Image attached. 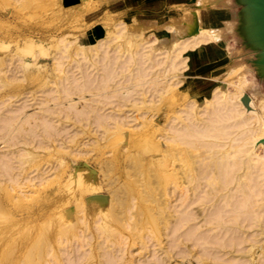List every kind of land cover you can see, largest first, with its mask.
I'll return each instance as SVG.
<instances>
[{
  "label": "rangeland",
  "instance_id": "374dc122",
  "mask_svg": "<svg viewBox=\"0 0 264 264\" xmlns=\"http://www.w3.org/2000/svg\"><path fill=\"white\" fill-rule=\"evenodd\" d=\"M232 6L239 8L221 0H0V112L3 119H12L9 126L0 121V159L6 158L4 164L11 161V167L0 168V264H260L264 260V233L250 228L251 220L244 219L246 208H239L242 222L238 217L231 220L238 213L228 216V208L239 212L238 201L226 204L228 208L220 198L208 201L207 184L196 178L201 160L215 154L179 144L170 131L182 125L195 128L214 93L226 98L240 73L249 75V81L252 76L257 80L255 71L244 67L251 52L237 56L242 44L231 31L223 30ZM197 28H221L225 38L214 36L212 49L189 43L178 50L186 45L184 40L195 37ZM102 50L109 64L102 58L98 61ZM112 55L116 60L110 59L121 64L118 70L119 64L109 59ZM173 55L178 56L174 65L182 61L174 68ZM147 57L160 59L159 65L151 70L150 61L155 60ZM102 64L108 76L105 72L101 77ZM138 70L139 77L131 80ZM99 77L112 79L90 89L96 79L101 82ZM62 79L67 87L71 81L73 87L85 89L75 86L78 93L66 97ZM235 98L241 116L255 119L250 127L263 129L246 146L249 153L262 156V110L246 88ZM91 110L111 123L100 118L94 123L99 116L95 113V121ZM183 112L194 115L186 121L197 120V125L186 123ZM28 140L32 145L25 143ZM218 208L228 212V218ZM217 213L220 219L230 218V223L240 221L245 233H235L234 238L242 237L235 238L243 239L242 245L228 232L235 224L227 220L231 226L225 232L212 224ZM181 218L187 221L180 222ZM246 232L249 238L244 237ZM254 237L260 239L256 244L250 242ZM230 238L234 243H226ZM239 248L246 251L241 258Z\"/></svg>",
  "mask_w": 264,
  "mask_h": 264
},
{
  "label": "bare ground",
  "instance_id": "6f19581e",
  "mask_svg": "<svg viewBox=\"0 0 264 264\" xmlns=\"http://www.w3.org/2000/svg\"><path fill=\"white\" fill-rule=\"evenodd\" d=\"M224 4H226L227 6H230L231 7V5H238L236 2H235V0H221ZM239 6V5H238ZM232 7H234V6H232ZM237 7V6H236ZM236 7H234L235 9H228V14L230 13V16H231V18L229 17V19H227V21H225V24H224V29L223 30H227V31H231V33H232V35L234 36V38L240 43V44H242V46H243V51L242 52H236L235 51V53L237 54V56H244V54L246 53V52H251V54L247 57V61H248V64H246V62H245V65H244V67L245 68H247V70L248 69H252V70H254L255 71V74H256V76H257V80H256V78H255V76L253 77L252 76V80H250L249 81V79L251 78V77H249V75H248V77H246V73H242V76L239 74V79L241 78V77H243V79H236L238 82H233V83H231V87L233 86V91H230L229 92V94H228V96L226 97V98H222L221 96H219V95H217V93H214V95L212 96V100L210 101V103H209V107L208 108H206L205 110H204V112L202 113L203 115H204V117L201 119V120H199L200 121V123L197 125V120H195L197 123H195V121L193 120V121H188V120H190L189 119V117H188V115L186 114V116L184 115L185 114V112H183V116H185V117H187V118H182L183 120H185V122L186 123H188V122H194V125L196 126L195 128H193L194 126H192V127H190L188 124H186L187 125V129H182V127L184 128L185 126H183L182 125V127H181V125H180V127L181 128H179V127H177V128H179L180 130L182 129L183 131H180L179 129H178V134H177V128H176V131H174V130H172V129H170L169 127H171V126H169L168 128L170 129V131H173V133H172V136L174 135V140H176L179 144H182V145H186V146H188L189 148H199V149H202V150H205V151H207L209 154H215V156L216 157H214L213 159H208L207 157H205V158H203L202 160H201V164H200V168L197 170V172H196V178L199 180V182H205L206 184H207V188L206 189H208V191H207V193L208 194H206L205 192V194L207 195H205V194H203L202 196H201V198L203 199V200H205V196H206V198L208 199L209 197H211V198H209L208 199V201L209 200H211L213 197L215 198V197H217V198H220L219 200H222V201H220V203L221 202H223V201H225V203L223 202V204L225 205V207L227 206L226 204H228L229 205V207L232 205V204H234V203H236V201H238V203H236V204H238V206H240V207H238L237 208V206H236V208L237 209H235V207H234V209L235 210H239V208L240 209H244L245 210V208H246V211H245V217L246 218H244V213L241 211V210H239V212H232V211H230V209H232L233 210V207H230V208H228V207H226V208H228V209H226L225 207H224V205H222L223 206V208H224V210L226 209V210H228V212H229V214L231 213L232 215H233V213H235V214H240V215H235V216H233L232 218H231V220H233L234 219V217L236 218V217H238V219L241 221V220H243V218L244 219H248L249 221H250V223H251V225L250 224H248L249 226H250V228L251 227H254V228H256V229H258L259 228V232H257V230H256V232H257V234L259 235V234H261V233H264V166H263V164L264 163H262L263 162V160H264V154H262V156L261 155H255V154H252V153H249V148H246V146L248 145V144H250V142L252 141V138H253V136L256 134L257 135V133L256 132H258V134H260L261 133V131L263 132V129L260 131L258 128V130H256V128H255V130H254V128L252 129L250 126L251 125H253L252 123H253V121L255 120L252 116H249V117H242L241 116V110H240V102H237V100H236V96L237 95H239V93L241 92V91H243V89H247L248 91H249V93L251 94V96L253 97V98H255V100H256V104H257V107L259 108V109H261L262 110V116L264 115V78L261 76V72H260V69H259V67L258 66H256L254 63H253V61L256 59V51L255 50H253V48L251 47V46H249L248 44H246V42H245V39H244V37L242 36V34H241V32H240V24H241V19H242V13H241V8L239 7L238 9L236 8ZM224 13V12H223ZM226 14H227V11H226ZM226 19V18H225ZM224 19V20H225ZM220 29L221 28H218L217 30H213V31H207V30H205V29H198L197 28V31H196V35H195V37L194 38H189V39H192L191 41H189V39H187L188 41L186 42L185 40L182 42V44L184 45V43L187 45V47H186V45H184V46H182V47H179L178 48V50H182V49H184V47L185 48H188V44L190 43V44H193V45H191V46H197V45H203V47L205 48V49H209V48H211V47H213L212 46V44H214V42H216L215 41V37L217 38V39H220V37L222 38V40H223V38H225V36H224V34L222 35V32L220 31ZM229 36H230V34H228ZM215 36V37H214ZM220 36V37H219ZM229 39V38H228ZM230 41V40H229ZM234 41V40H233ZM181 43H179V46H181L182 45ZM231 44V43H230ZM229 45V44H228ZM227 45V46H228ZM215 46V45H214ZM218 46V45H217ZM224 47H226V45L224 46ZM214 48V47H213ZM212 49V48H211ZM105 50V49H104ZM142 50V49H141ZM185 50V49H184ZM183 50V51H184ZM215 50V49H214ZM106 51V50H105ZM104 51V52H105ZM177 51V50H176ZM175 51V54L177 55L179 52H182V51H178V52H176ZM218 50L216 49V52H217ZM223 51V50H222ZM240 51V50H239ZM102 52H103V50H102ZM104 52L101 54V57L98 59V61L100 62V60H102V59H105L106 57L104 56ZM141 52H143V51H141ZM199 52V51H198ZM203 52V51H202ZM213 52V51H212ZM215 52V53H216ZM218 53V52H217ZM229 53V52H228ZM141 54V53H140ZM208 54V53H207ZM248 54V53H247ZM103 55V56H102ZM144 56V55H143ZM102 57H105V58H102ZM109 57V56H108ZM113 57V60H116L115 58V55H112L111 57H109V59L110 58H112ZM174 59H173V62H172V60H171V62L172 63H170V62H168V64L170 63V65L172 64V67L173 66H176L177 65V63H180V62H182V61H179V62H176V64L174 65V60H176L175 59V57H178V56H175L174 57V55L172 56ZM172 57L170 58V59H172ZM229 57V56H228ZM227 57V58H228ZM102 58V59H101ZM148 58V57H147ZM230 58V57H229ZM108 59V58H107ZM127 59V58H126ZM125 59V60H126ZM140 59V58H139ZM148 59H153V57H149ZM111 60V59H110ZM153 60H155V59H153ZM160 61V59H157V60H155V61H150V62H153V64H151L150 63V66L151 67H153L152 69H151V67L149 66V68L151 69V70H153L156 66H158L159 65V61ZM103 61V60H102ZM101 61V62H102ZM105 61H106V59H105ZM109 61V60H108ZM108 61H106V63H108ZM112 61V60H111ZM124 61V60H123ZM129 61V60H128ZM99 62H97V63H99ZM110 62V61H109ZM127 62V61H126ZM162 62V61H161ZM112 63L114 64H119V62L118 63H116V61H112ZM109 64V63H108ZM125 64V61L123 62V65ZM137 64H139L138 62H137ZM157 64V65H156ZM232 64V63H231ZM121 64H119L118 65V68H117V70L119 69V66H120ZM154 65H155V67H154ZM233 65H235V64H233ZM101 66V65H100ZM99 66V67H100ZM102 66H104V68H106V66H105V64H102ZM102 66H101V71L103 70L104 71V74H103V76L101 75V77H105V72H106V75L108 76V74L107 73H109L108 71L109 70H107V68L104 70V69H102ZM108 66V65H107ZM124 67V66H123ZM170 68H171V66H169ZM174 68V67H173ZM173 68H171V69H173ZM99 69V70H100ZM243 69V68H242ZM107 70V71H106ZM115 71H117L116 69H114ZM113 69H112V71H114ZM231 70H233V69H231ZM246 70V69H245ZM12 71V69L11 70H9L8 72H11ZM102 71V72H103ZM139 71V70H138ZM119 73L121 72V68H120V71H118ZM141 71H139L136 75H132V79H131V75H130V77H128V78H130L131 80H133V79H135L134 77H136V78H138L139 77V75L141 74L140 73ZM164 72H165V69H164ZM112 73V72H111ZM118 73V74H119ZM113 74H115L114 72H113ZM88 75L90 76V74L88 73ZM111 76H113L112 74H110ZM109 75V76H110ZM87 76V75H86ZM89 76H87V77H89ZM116 75H114V77H115ZM126 76V75H125ZM124 76V78L126 79V81L128 82V78H126ZM241 76V77H240ZM86 77V80L85 81H87V79H89V78H87ZM93 77V76H92ZM92 77H91V80H92ZM109 78V77H108ZM122 78V77H121ZM248 78V79H247ZM66 79H69V80H72V82H73V80H76V79H74V78H72V79H70V77L69 78H66ZM99 79H101V82H97L96 80H95V84H92L93 86H90L91 84H89V83H87V84H89V85H87V84H85V86H90L91 88L90 89H93L94 88V85H97V84H99V86L100 85H104L106 82L108 83V81L109 80H111L112 78L110 77V79H108V81H107V77H106V79L105 78H100L99 77ZM69 80H67V82L69 81ZM62 81H63V79H62ZM89 82H91L90 81V79L88 80ZM94 81V77H93V80H92V82ZM125 81V82H126ZM130 81V80H129ZM61 82V81H60ZM65 82V80L63 81V83ZM71 81H70V86H71V84H72V89H73V91L71 92V87H69V85L68 84H66V85H68V87L70 88L69 90L67 89L68 87L67 86H65V83H64V89H66L65 90V92H66V94H64L66 97H69V96H74V95H76V93H78V92H75V89L77 88V87H80V86H78V85H75V86H77L76 88H75V86L73 87V83H72ZM91 82V83H92ZM132 82V81H131ZM82 83V82H81ZM94 83V82H93ZM60 84H62V83H60ZM58 85L59 86V88L61 87V85ZM80 84V83H79ZM83 84V83H82ZM82 86H84V85H82ZM63 87V86H62ZM62 87L60 88V89H62ZM65 87H67V88H65ZM88 87H86V88H88ZM102 87V86H101ZM236 87V88H235ZM58 88V89H59ZM81 88H84L85 89V87H80L79 88V90L81 89ZM83 89V90H84ZM94 89H96L97 90V88H96V86H95V88ZM150 89V88H149ZM152 89V88H151ZM158 89V88H157ZM235 89V90H234ZM77 91H78V89H76ZM82 90V89H81ZM82 90V91H83ZM88 90V89H87ZM153 90V89H152ZM56 91V90H55ZM60 91H62V90H60ZM60 91H58V92H60ZM149 91V90H148ZM154 91H157L156 89L154 90ZM80 92V91H79ZM145 92V91H144ZM144 92H142V93H144ZM62 93V92H61ZM63 93H64V91H63ZM149 94H153L152 92L151 93H149ZM130 97H131V95H130ZM129 97V98H130ZM154 97V96H153ZM57 99V98H56ZM131 100H132V98H131ZM101 103V102H100ZM119 103V101L116 103V104H118ZM119 106H120V103L118 104ZM69 106H71L72 108H73V106L72 105H69ZM69 106H67L69 109H70V107ZM94 107V106H93ZM68 108H66V109H68ZM95 108V111L96 110H98L99 111V108H97L96 109V107H94ZM94 108H92V109H94ZM189 108H191V107H189ZM91 111H93V110H91ZM186 112L188 111V110H185ZM190 111V110H189ZM188 111V112H189ZM53 113H54V111H52ZM63 112V111H62ZM50 113V112H49ZM49 113H47V114H49ZM86 114H87V112H85ZM92 113H94L93 114V116L95 115L96 116V114H97V116H99V117H97V120H99L98 122H94V123H99L100 122V119L101 120H104V118H102L100 115H99V112H92ZM96 113V114H95ZM0 114H1V112H0ZM56 114V113H55ZM189 115H192V112L191 113H189ZM0 116H2V114L0 115ZM47 116V115H46ZM92 116V117H93ZM93 117V119L95 120V121H97L95 118L96 117ZM194 116V115H193ZM193 116L192 117H190L191 118V120H192V118H193ZM3 117H4V115L2 116V119H3ZM49 117V116H48ZM105 118H106V116H104ZM107 117H109V116H107ZM120 117V118H119ZM119 117H115L116 119H117V121H115L114 119H113V121H115V123L116 122H118V120L119 119H122L121 118V116H119ZM199 117H200V115H199ZM199 117L197 118V119H199ZM7 118L8 117H6L5 116V118L3 119V120H0V121H4V120H6V121H8L6 124L4 123V122H2L3 124H5V125H10L9 124V121H12V119L11 118H9L10 120H7ZM100 118V119H99ZM110 119L112 118V116L111 117H109ZM108 118V119H109ZM119 118V119H118ZM49 119V118H48ZM107 119V118H106ZM105 119V120H106ZM186 119H188L187 121H186ZM50 120V119H49ZM49 120H48V122H49ZM105 120L103 121V123L105 122ZM112 120V119H111ZM182 120V121H183ZM83 121V120H82ZM107 121V120H106ZM112 121V122H113ZM122 121H123V119H122ZM261 121H262V123H264V118L263 117H261ZM45 122H47V121H44V123L43 124H45ZM48 122H47V125L45 124L44 126H47V127H50L51 128V126H49V124H48ZM102 122V121H101ZM109 124L111 123L110 122V120H108L107 121ZM120 122V121H119ZM119 122H118V124H119ZM123 123V122H122ZM105 124L107 125V123L105 122ZM108 124V125H109ZM100 125L101 126H103L101 123H100ZM120 125V124H119ZM185 125V124H184ZM192 125V124H191ZM173 126V125H172ZM6 127V126H5ZM5 127H4V129H5ZM176 126H173L172 128L174 129ZM250 127V128H249ZM54 128V127H53ZM260 129H261V126L259 127ZM168 129V130H169ZM56 131V130H55ZM180 131V132H179ZM57 133H58V130L56 131ZM169 132V131H168ZM176 132V133H175ZM260 132V133H259ZM33 133V132H32ZM36 133V132H35ZM170 133V132H169ZM171 134V133H170ZM48 135H50V134H48L47 133V136ZM68 135V134H67ZM49 138H51V139H53L51 136H48ZM61 137V136H60ZM69 137V136H68ZM255 137V136H254ZM43 138V137H42ZM47 138V137H46ZM63 138V137H62ZM39 139H40V135H39ZM50 139V140H51ZM67 139V138H66ZM45 140H49L48 138L47 139H45ZM54 140V139H53ZM52 140V141H53ZM38 141H43V139H40V140H38ZM51 141V142H52ZM27 142H29L30 143V141L28 140V141H25V143H27ZM28 143V144H29ZM37 144H40L39 142H36ZM48 143V142H47ZM31 144V143H30ZM43 144H44V141H43ZM45 144H46V142H45ZM32 145V144H31ZM37 146V145H36ZM36 146H34V147H36ZM38 146H40V145H38ZM47 146V145H46ZM41 147H43L42 146V143H41ZM44 147H45V145H44ZM231 149V151H227V153H222L221 152V150L222 149ZM264 150V149H263ZM230 152V153H229ZM263 153H264V151H263ZM4 160H6V158H3ZM4 160H2V158L0 159V163L2 162V164L0 165V168H3L4 167V165H5V167H7L6 165L8 164V166L11 164H9L8 162H11L10 160H7V163H5L4 164ZM3 165V166H2ZM2 166V167H1ZM9 167H11V166H9ZM8 169H10V168H8ZM14 169H16L15 167H14ZM18 169V168H17ZM3 170V169H2ZM240 170H241V173H240ZM7 171V174L9 173V171L7 170V168H6V170L4 171V173ZM2 174H4L3 172H1ZM6 174V173H5ZM6 174V176H8ZM5 176V175H4ZM2 177V176H1ZM13 180V179H12ZM197 180V181H198ZM0 181H1V178H0ZM230 185H232V187L231 188H228ZM201 199V200H202ZM219 200H217L218 202H219ZM206 201V200H205ZM217 202V203H218ZM240 203V204H239ZM242 203V204H241ZM235 204V205H236ZM242 205H243V207H242ZM233 206V205H232ZM218 207V206H217ZM219 207H221V206H219ZM222 208V207H221ZM221 208L218 210L219 211V214H220V210H221ZM222 208V209H223ZM216 209V208H215ZM217 210L215 211V212H217ZM224 210H221V213H223V211ZM234 210V211H235ZM243 210V211H244ZM240 211H241V213H240ZM225 212V211H224ZM228 212H227V214H228ZM214 214V213H213ZM212 214V215H213ZM218 213H217V215L218 216H216V217H214V218H212L215 222H216V220L218 221L219 219H220V215H219ZM223 214H226V212L225 213H223ZM227 214L225 215L226 217H227ZM231 214L230 215H228V216H231ZM241 214H242V216L243 217H241ZM211 215V216H212ZM215 215V214H214ZM213 215V216H214ZM240 216V217H239ZM184 217V216H183ZM217 217H218V219H217ZM248 217V218H247ZM223 217L221 216V219H220V221H218V222H212V224H215L214 226L216 227V229L217 228H220L222 231L223 230H225V231H227V227L229 226H231L232 224L231 223H233V225L235 224V227H233V228H231V230L233 229V231H230L229 229H228V232H231L230 234H231V236L233 237V239L232 240H240V239H235V238H237L238 237V235H237V237H235L234 238V235L236 236V234L238 233V234H244L242 231H241V228H240V221L238 220L237 222L238 223H236V222H233V221H236L235 219L233 220V221H231V223L229 222V220H230V218H229V220L226 218V220L224 219V221L226 222V225H227V223L228 224H231V225H227L226 227H224V226H222V224H225L224 223V221H221V220H223L222 219ZM242 218V219H241ZM182 219V221H180V222H183V220L185 219H183V218H181ZM237 219V218H236ZM227 220H228V222H227ZM184 221H187V219H185ZM248 221V222H249ZM222 222V223H221ZM242 222V221H241ZM244 222V221H243ZM247 222V223H248ZM245 224V223H244ZM236 225H237V228H236ZM248 226V227H249ZM222 227H224V229L222 228ZM244 227H246V224H245V226ZM244 227H242L243 229H244ZM247 227V228H248ZM220 229H218L219 230V234H221V232H220ZM225 231H223V232H225ZM245 231V230H244ZM227 232V233H228ZM232 232L234 233V234H232ZM236 233V234H235ZM230 234L227 236V238L226 239H228V237L230 236ZM239 235V236H240ZM246 236H244V237H247V232H246V234H245ZM230 236V237H231ZM243 236V235H242ZM256 237H258L257 235H256ZM256 237H254L252 240L251 239H248L249 238V235H248V238H245V239H247L246 241H249V240H251L250 242H254V244H256V243H258L259 241H260V239L258 240ZM238 238H242V237H238ZM227 241L229 242V243H234V242H230L231 241V238H230V240H226V243H227ZM241 242L243 241V239L242 240H240ZM216 242V241H215ZM215 242H214V244H215ZM224 242H225V240H224ZM224 242H223V244H224ZM241 242H239V243H241ZM244 242V241H243ZM243 242L241 243V245L243 244ZM217 243L218 242H216V245H217ZM228 243V244H229ZM238 243V244H239ZM219 244V243H218ZM231 244H229V246L231 245ZM240 244H239V246H241ZM220 246H222V245H220ZM220 246H219V248L218 249H221L220 248ZM228 245L226 246V247H229ZM217 248H215L216 250H217V252L219 251ZM223 248V247H222ZM240 248H242V247H240ZM239 248V249H240ZM239 249H237V250H239ZM242 249H245V248H242ZM242 249H240L239 250V252H240V255L241 254H243V253H246V249L245 250H243V251H241ZM247 251H248V249H247ZM237 252V251H236ZM239 255V254H238ZM243 255H241V256H239L240 258L242 257ZM262 259V258H261ZM263 259H264V256H263ZM103 262V261H102ZM102 262L101 263H97V264H102ZM260 264H264V260H261L260 262H259ZM96 264V263H95ZM103 264H104V262H103ZM106 264V263H105Z\"/></svg>",
  "mask_w": 264,
  "mask_h": 264
},
{
  "label": "water",
  "instance_id": "95a60500",
  "mask_svg": "<svg viewBox=\"0 0 264 264\" xmlns=\"http://www.w3.org/2000/svg\"><path fill=\"white\" fill-rule=\"evenodd\" d=\"M241 8L240 32L246 44L256 51L253 63L264 78V0H235Z\"/></svg>",
  "mask_w": 264,
  "mask_h": 264
}]
</instances>
